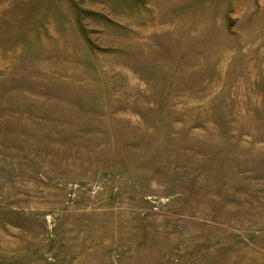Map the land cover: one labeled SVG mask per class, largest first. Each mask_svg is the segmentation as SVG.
<instances>
[{
	"label": "rangeland",
	"instance_id": "obj_1",
	"mask_svg": "<svg viewBox=\"0 0 264 264\" xmlns=\"http://www.w3.org/2000/svg\"><path fill=\"white\" fill-rule=\"evenodd\" d=\"M0 264H264V0H0Z\"/></svg>",
	"mask_w": 264,
	"mask_h": 264
}]
</instances>
